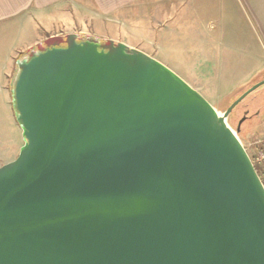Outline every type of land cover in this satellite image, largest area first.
Returning a JSON list of instances; mask_svg holds the SVG:
<instances>
[{"label":"water","instance_id":"95a60500","mask_svg":"<svg viewBox=\"0 0 264 264\" xmlns=\"http://www.w3.org/2000/svg\"><path fill=\"white\" fill-rule=\"evenodd\" d=\"M0 264H264V185L227 118L151 55L51 35L15 61Z\"/></svg>","mask_w":264,"mask_h":264},{"label":"rangeland","instance_id":"374dc122","mask_svg":"<svg viewBox=\"0 0 264 264\" xmlns=\"http://www.w3.org/2000/svg\"><path fill=\"white\" fill-rule=\"evenodd\" d=\"M196 15L199 20V12ZM184 18L177 16L174 29L172 26L168 29V25L163 38L154 40L153 45L149 41L148 45L137 49L149 51L152 57L179 75L222 114L242 93L264 80V50L259 49L256 39L255 49L249 52L244 46H221L216 22L203 21L201 24L184 21ZM31 37L29 26L22 30L0 27V166L12 161L23 144L21 130L12 112L9 87L15 61L35 44L24 48ZM245 106L251 113L259 110V116L246 121L238 135L242 144L249 148L251 143L264 137V83L233 108L227 123L234 131L236 118L241 116ZM247 152L252 155L251 149Z\"/></svg>","mask_w":264,"mask_h":264},{"label":"crops","instance_id":"0c3cea01","mask_svg":"<svg viewBox=\"0 0 264 264\" xmlns=\"http://www.w3.org/2000/svg\"><path fill=\"white\" fill-rule=\"evenodd\" d=\"M180 15L189 22H216L221 46H244L249 52L256 39L264 50V0H0V27L31 28L32 37L24 48L67 33L139 48L163 38L167 26L176 25Z\"/></svg>","mask_w":264,"mask_h":264},{"label":"built area","instance_id":"2783aa9c","mask_svg":"<svg viewBox=\"0 0 264 264\" xmlns=\"http://www.w3.org/2000/svg\"><path fill=\"white\" fill-rule=\"evenodd\" d=\"M248 149L252 150V161L258 165L257 169L264 185V137L251 143Z\"/></svg>","mask_w":264,"mask_h":264},{"label":"flooded vegetation","instance_id":"af4514ba","mask_svg":"<svg viewBox=\"0 0 264 264\" xmlns=\"http://www.w3.org/2000/svg\"><path fill=\"white\" fill-rule=\"evenodd\" d=\"M258 116H259V110L251 113V110L245 106L244 109H243V112H242L241 116L239 118H236L235 128H236L237 124L239 122H241V124H240V131H239V133H241L243 124L246 121L253 120L254 118H256Z\"/></svg>","mask_w":264,"mask_h":264},{"label":"trees","instance_id":"16d2710c","mask_svg":"<svg viewBox=\"0 0 264 264\" xmlns=\"http://www.w3.org/2000/svg\"><path fill=\"white\" fill-rule=\"evenodd\" d=\"M257 170V169H256ZM257 172H258V170H257Z\"/></svg>","mask_w":264,"mask_h":264}]
</instances>
